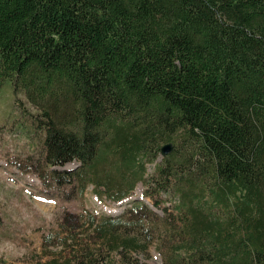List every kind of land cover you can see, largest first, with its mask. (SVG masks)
I'll use <instances>...</instances> for the list:
<instances>
[{
	"label": "trees",
	"instance_id": "obj_1",
	"mask_svg": "<svg viewBox=\"0 0 264 264\" xmlns=\"http://www.w3.org/2000/svg\"><path fill=\"white\" fill-rule=\"evenodd\" d=\"M0 78L47 187L153 201L50 264H264V0H0Z\"/></svg>",
	"mask_w": 264,
	"mask_h": 264
},
{
	"label": "rangeland",
	"instance_id": "obj_2",
	"mask_svg": "<svg viewBox=\"0 0 264 264\" xmlns=\"http://www.w3.org/2000/svg\"><path fill=\"white\" fill-rule=\"evenodd\" d=\"M8 81V80H7ZM11 84L0 78V264H50L71 255L82 243L94 244L91 215H122L132 200L143 197L145 185L122 201L100 198L89 185L84 193L67 185L61 189L47 187L33 162L39 157L41 134L34 130L30 117H25L15 104ZM19 97L28 111L35 112L24 93ZM38 146V147H37ZM77 162L66 168H75ZM162 208L170 206L161 195ZM160 214L162 209L155 208ZM72 228V233L69 229ZM150 264H162L161 252L152 245L147 255H138Z\"/></svg>",
	"mask_w": 264,
	"mask_h": 264
},
{
	"label": "water",
	"instance_id": "obj_3",
	"mask_svg": "<svg viewBox=\"0 0 264 264\" xmlns=\"http://www.w3.org/2000/svg\"><path fill=\"white\" fill-rule=\"evenodd\" d=\"M173 149V144L172 143H168L166 145H164L162 147V154L163 155H166L168 154L169 152H171V150Z\"/></svg>",
	"mask_w": 264,
	"mask_h": 264
}]
</instances>
